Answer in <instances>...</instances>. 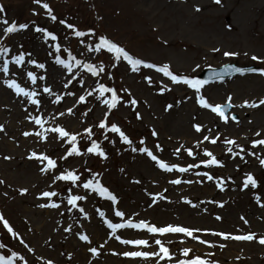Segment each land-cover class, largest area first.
<instances>
[{
	"label": "rangeland",
	"instance_id": "374dc122",
	"mask_svg": "<svg viewBox=\"0 0 264 264\" xmlns=\"http://www.w3.org/2000/svg\"><path fill=\"white\" fill-rule=\"evenodd\" d=\"M41 3L49 5L55 21L34 0H0L4 10L0 21L28 24L27 29L4 35L6 25L0 23V47L9 49L8 55L0 54V68L5 59L9 61V72L0 71V216L17 233L12 235L0 224V256L17 253L13 264H177L186 258L182 249L189 248V258L200 256L214 264H264V244L258 242L264 237V167L259 162L264 159V145L252 146L254 140H264V105L242 106L245 101L258 103L264 98V75L244 73L200 88V95L213 105L225 104L231 97V111L238 115V121L228 115L225 122L197 103L195 89L173 83L154 68L140 65L133 70L106 49L94 50L99 37L104 36L134 58L157 66L167 64L175 74L189 78L226 63L264 69V0ZM61 20L66 23L61 24ZM66 24L92 33L77 37ZM36 27L47 29L56 39L45 37L34 30ZM225 51L237 55L225 57ZM21 52L25 61L16 66L11 58ZM57 56L74 65L71 72L55 62ZM253 56L258 59L252 60ZM39 64L44 67L39 68ZM85 64H92L97 75L87 71ZM101 68L104 70L99 71ZM28 72L33 73L35 83ZM5 80H15L26 91L36 92L33 99L38 103L31 104L27 97L18 95ZM100 84L116 92L114 108L109 109L104 102L113 93L101 96L97 90ZM45 87L49 93L43 91ZM81 96L85 97L83 102L79 101ZM37 118L41 124H36ZM101 121L109 128L116 124L131 143L124 142L118 133H104L98 127ZM194 125L201 130L197 132ZM53 127L77 136L79 155L62 159L71 144L47 131ZM25 132L30 135L25 136ZM93 140L103 157L87 152ZM228 140L235 143L228 144ZM142 148L187 171L162 170L148 152L140 151ZM206 151L217 164L203 163L212 158ZM33 153L55 160L56 167L41 172L47 162L29 159ZM68 171L78 176L75 183L55 179ZM247 174L256 180L255 188L244 186ZM176 179L181 183H170ZM88 180H98L116 202L83 188ZM21 189L27 191L22 193ZM44 191L56 195L41 197ZM72 195L84 199L77 200L74 207L68 203ZM44 203L58 207L38 206ZM116 211L124 215L117 217ZM129 221L199 229L193 235L213 246L182 233L161 235L147 229L113 231L108 227V223ZM212 233H251L254 239H223ZM81 235L88 240H81ZM133 239L147 240L148 246L121 242ZM157 239L169 249L171 258L123 255L138 248L158 253ZM90 248H96L97 254Z\"/></svg>",
	"mask_w": 264,
	"mask_h": 264
},
{
	"label": "snow or ice",
	"instance_id": "6c2138e0",
	"mask_svg": "<svg viewBox=\"0 0 264 264\" xmlns=\"http://www.w3.org/2000/svg\"><path fill=\"white\" fill-rule=\"evenodd\" d=\"M215 2L217 4L220 3V0H215ZM34 3L37 4H41V6L46 10L47 15L53 20H56V16L52 14V10L49 7V5L47 3H41V0H34ZM197 11H199L200 9L197 8ZM3 7H0V12H3ZM0 23L5 24L6 26L3 29L4 35H9L12 33H16L20 30H24L28 28V24H19L17 25L15 22H13L12 24H8V22L6 20L4 21H0ZM61 24H65L66 22L64 20L60 21ZM66 27L68 28H72L74 29V26L71 24H66ZM37 32H42L44 34L45 37H51L53 40L56 39V36L49 32L47 29H43L40 27H36L34 29ZM89 32H91V30H89ZM74 34L77 37H82L85 36L86 33L79 31V30H75L74 29ZM58 47V46H57ZM102 49H106L109 53H115L116 55V59H121L123 58L124 61H126L133 70H137L138 67L140 65H143L146 68H155L157 72L162 73L164 76L169 77L170 80L173 83H183L187 86H189L190 88H193L196 90L197 93V103L200 104L201 107L205 108V109H211L212 112L218 114L220 116L221 119H224L225 122H227V117L225 116V111L226 108H230L232 107L231 104V97L229 96L226 103L225 104H211L209 103L206 98H204L202 95H200V88L209 83L208 80H201V79H197V78H189L187 76H181V75H177V74H173V72L170 70L169 65L164 64L162 66H157L151 63H146L144 61H142L141 59H137V58H133L127 51H125L122 47L118 46L117 44H115L114 42L110 41L109 39H107L104 36H100L99 37V42L96 44L95 46V51L100 52ZM213 51H218V49H213ZM9 53V49L7 47H0V54H4V55H8ZM225 57H234L237 55V53L235 52H230V51H225L224 53ZM12 62L16 65V66H20L21 64L24 63L25 61V53L21 52L19 55H15L12 56ZM258 57L253 56L252 60H257ZM55 62L59 65L64 66L69 72L72 71L73 68V64L71 63H66L63 59L60 58V56L56 57ZM28 63H35V61L29 60ZM80 61H76V64H79ZM39 68H43L44 65L43 64H39L37 65ZM84 68L87 69V71H89L93 76L97 75V69L95 67H93L92 64H85ZM104 69L101 68L99 69V71H103ZM228 70H232L238 73L243 74L245 71H251V72H259L260 75H264V69H258V68H249V69H244V68H233L232 65H228L225 66L224 71L227 72ZM0 71H2L4 74H7L9 72V61L7 59H5L3 61V66L2 68H0ZM27 76L29 79H31L33 81V83H35L36 78L33 76L32 72H28ZM213 76L214 77H218V78H222L223 77V73H218V72H213ZM41 79H43V77H41ZM146 79H148L146 77ZM4 83L7 85L8 88L14 90L18 95H23L24 97H27L28 101L31 104H37L38 101L36 99H33V97H35L37 95L36 92L34 91H26L24 88H22L18 83H16L15 80H5ZM81 83H83V81H81ZM65 87H67V85H65ZM97 90L100 92L101 96L105 93V92H112V97L110 100H106L104 101L109 109H112L116 106L117 101H118V97L115 94L114 90L106 88L103 84L98 85ZM43 91L45 93H49L50 89L45 87L43 89ZM57 102L60 100V97H57ZM85 99L84 96H81L79 98L80 102H83ZM132 103L134 104L135 101H132ZM261 105H264V98L260 99L257 102H252L249 103L248 101L244 102V105L242 106H248V107H259ZM168 107H171V105H169ZM72 109H68V112L71 113ZM61 115H63V113H61ZM107 116V114H105ZM232 119H235V117H232ZM36 124H41V120L39 118L36 119ZM98 127L100 129H104L106 131H111L112 133H118L120 138L126 142V143H131V141L128 140L127 136L119 129V127L116 124H111L110 128L106 125L105 121H101L100 124L98 125ZM195 130L197 132H199L200 126L199 125H194ZM47 131H50L52 133H57L59 134V137L61 138H67L71 144V147L68 149V152L66 153L65 157H62V159H65L67 156H70L72 154H77L79 155V150L76 146V141H77V136L76 135H70L67 131H65L64 128L62 127H53L51 129H47ZM86 132L90 133V129H86ZM25 136L30 135V133L25 132L24 133ZM37 135H42L41 133H37ZM153 135H155V132H153ZM257 136L260 135L259 132L256 133ZM43 138V137H42ZM105 139H107V137H105ZM205 140H208L209 138L207 136L204 137ZM212 143H215V140L211 141ZM141 143H143V141H141ZM228 144H234L235 141L232 140H228L227 141ZM257 144L260 145H264V140H254L252 142V146L255 147ZM157 150H159V146H157ZM140 151L142 152H148L147 149L142 148L140 149ZM179 151V150H177ZM87 152L89 153H95L100 155L101 157L104 156L103 151L101 150L100 146L96 143L95 140H93L91 142V146L87 147ZM189 155H192V152L189 150L188 152ZM148 155L151 157V159L153 161L156 162L157 166L159 168H161L162 170L165 171H172V169L174 168H178L177 165H168L165 162H163L162 160H159L155 155H153L151 152H148ZM206 156L212 157L211 159L204 161L203 163L205 164H217L218 161L216 160L215 157L212 156L211 152H205ZM32 158H38L41 161H46V165L44 167L40 168L41 172H45L47 170L53 169L56 167V161L51 159L50 157L46 156V155H40L39 157L36 156V153H33L32 156L29 157V159ZM5 159H8V157H5ZM260 164L262 167H264V159H261ZM178 171L180 172H185L187 171L186 168H178ZM206 175V174H205ZM56 180H62V181H71L73 183H75L78 180V176L74 174V172L72 171H68L66 173H61L59 176L55 177ZM209 179H211V177H209ZM0 183H3V181H0ZM170 183L173 184H179L181 183L180 180H172L170 181ZM251 185L253 188H255L257 186V182L256 180L253 178V176L251 174H247L246 179L244 181V186L247 187ZM83 188L85 189H91L94 190L96 193H98L101 196H106L109 200H111L113 203L116 202V197L114 195H112L107 188L103 187L100 182L98 180L94 181V180H88L83 184ZM27 191L26 189H21V192H25ZM41 197H47V198H51L53 196L56 195L55 192H51V191H44L41 194ZM79 199H84V197H80V196H69L68 197V203L73 205L74 207L76 206V201ZM39 207H58L57 204L55 203H44V204H40L38 205ZM115 215L117 217H122L124 214L120 211H116ZM217 220L220 219L219 216L216 217ZM241 219L243 220L244 218L241 217ZM245 223H247V221H245ZM0 224H3V227L5 229H7V231L9 233H11L12 235H17V233H15L12 229V227L10 226V224L8 223V221L3 217L0 216ZM108 227L111 228L113 231H115L118 228H133V229H147V231L149 233H159L161 235L166 234V233H182L185 236L188 237H192L193 239L198 240L201 244H205V243H209L207 241L201 240L198 236H194L193 233L200 231L199 229H190L187 227H183V226H179V225H172V224H168L165 225L163 227H157L154 225H150L148 223H146L145 221H140L139 223H132V222H127L124 224H120V223H108ZM66 231L68 229H65ZM207 231V230H204ZM213 235L216 236H220L223 239H234V240H253L254 239V234H247V235H230L227 233H212ZM81 240H88L87 236L81 235L80 236ZM117 239H119V237H117ZM22 242V241H21ZM122 243L125 244H132V245H137V246H148V241L144 240V239H133V240H122ZM258 242L260 244H264V237H260ZM155 244L157 246H159V252L158 253H153V252H147V251H130V252H124L123 255L127 256V257H143V258H148L150 256L153 255H159L160 259H165V258H171L169 249L167 247H165L163 245V243L161 242V240L157 239L155 241ZM209 246L212 247L213 245H211L209 243ZM220 247H224V245H220ZM29 251H31V249H29ZM89 251L93 254L96 255L97 254V249L96 248H90ZM190 249L189 248H184L182 249V255L184 257H186L183 260H178L177 264H214L213 261L208 260V259H204L200 256H192L189 258V253H190ZM18 254L13 252L10 256H0V264H13V257H16ZM21 259H23L21 257ZM49 264H51V262H49Z\"/></svg>",
	"mask_w": 264,
	"mask_h": 264
},
{
	"label": "water",
	"instance_id": "95a60500",
	"mask_svg": "<svg viewBox=\"0 0 264 264\" xmlns=\"http://www.w3.org/2000/svg\"><path fill=\"white\" fill-rule=\"evenodd\" d=\"M228 65H232L233 68H244V69H249V68H253V67H238L234 64H225L219 68H209V69H205L204 72L202 73V75L200 76V78H202L203 80H216V79H225L231 75H235L238 74V72L232 71V70H228L227 72L224 71L225 66ZM213 72H218V73H223V77L222 78H218V77H214L213 76ZM228 110V108H226V111ZM225 111V112H226ZM237 118V116H235Z\"/></svg>",
	"mask_w": 264,
	"mask_h": 264
},
{
	"label": "bare ground",
	"instance_id": "6f19581e",
	"mask_svg": "<svg viewBox=\"0 0 264 264\" xmlns=\"http://www.w3.org/2000/svg\"><path fill=\"white\" fill-rule=\"evenodd\" d=\"M176 180H179V179H176ZM134 251H142V250H141V248H138V249H135Z\"/></svg>",
	"mask_w": 264,
	"mask_h": 264
}]
</instances>
